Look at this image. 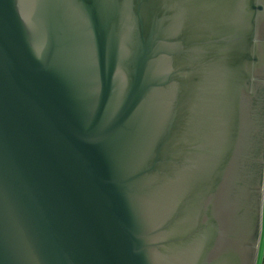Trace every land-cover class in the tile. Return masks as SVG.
Here are the masks:
<instances>
[{"label": "water", "instance_id": "1", "mask_svg": "<svg viewBox=\"0 0 264 264\" xmlns=\"http://www.w3.org/2000/svg\"><path fill=\"white\" fill-rule=\"evenodd\" d=\"M264 0H0V264H255Z\"/></svg>", "mask_w": 264, "mask_h": 264}, {"label": "rangeland", "instance_id": "2", "mask_svg": "<svg viewBox=\"0 0 264 264\" xmlns=\"http://www.w3.org/2000/svg\"><path fill=\"white\" fill-rule=\"evenodd\" d=\"M260 216H261L260 237H259L258 251H257L255 264H260L263 255V247H264V172H263L262 196L260 202Z\"/></svg>", "mask_w": 264, "mask_h": 264}, {"label": "built area", "instance_id": "3", "mask_svg": "<svg viewBox=\"0 0 264 264\" xmlns=\"http://www.w3.org/2000/svg\"><path fill=\"white\" fill-rule=\"evenodd\" d=\"M260 264H264V252H263V255H262V258H261Z\"/></svg>", "mask_w": 264, "mask_h": 264}, {"label": "crops", "instance_id": "4", "mask_svg": "<svg viewBox=\"0 0 264 264\" xmlns=\"http://www.w3.org/2000/svg\"><path fill=\"white\" fill-rule=\"evenodd\" d=\"M263 252H264V247H263Z\"/></svg>", "mask_w": 264, "mask_h": 264}]
</instances>
